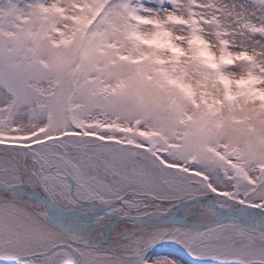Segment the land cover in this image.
Segmentation results:
<instances>
[{"label": "snow or ice", "instance_id": "6c2138e0", "mask_svg": "<svg viewBox=\"0 0 264 264\" xmlns=\"http://www.w3.org/2000/svg\"><path fill=\"white\" fill-rule=\"evenodd\" d=\"M0 264H264V0H0Z\"/></svg>", "mask_w": 264, "mask_h": 264}]
</instances>
